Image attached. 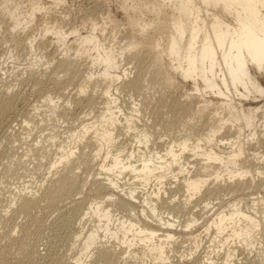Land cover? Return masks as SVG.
Masks as SVG:
<instances>
[{"label": "rangeland", "instance_id": "374dc122", "mask_svg": "<svg viewBox=\"0 0 264 264\" xmlns=\"http://www.w3.org/2000/svg\"><path fill=\"white\" fill-rule=\"evenodd\" d=\"M168 2L0 0V264L75 263L72 261L78 257L79 245L74 246V232L83 226L79 220L83 209L87 203L88 207L93 200L100 202L110 193L116 196L114 209L130 216V212L120 207L118 195L94 187L100 161V158L95 161L94 155L100 147L93 134L86 138L87 141H79L78 133L83 126H102L114 132L116 145L111 149L118 150L117 153L122 151L124 156L136 148V126L150 132L151 144L156 143L159 150L165 151L169 142L178 145L190 142L188 148L194 150L198 139L207 137L218 125L219 122L213 123L212 120L213 109L204 108V100L214 99L209 95L192 94L196 92L193 82H186L169 67L166 48L176 29V17L172 9L161 6L168 5ZM92 36L97 38L94 44L84 42V38ZM99 54L116 58L114 72L110 70L114 74L112 78L102 74L108 67L93 61ZM91 75L94 78H90ZM115 76L120 80L113 78ZM258 78L264 87V77ZM52 100L54 103L50 104ZM112 100L124 114L114 109L115 115L120 116L110 124L102 118L108 116L106 111L114 104ZM238 103L245 105V110L264 104ZM126 118L134 121L136 126H130ZM263 124L264 117H260L253 131L247 129L242 135L251 136L258 127L260 129L256 132L262 137ZM231 125L225 126L221 137L226 139L229 136L230 140L235 135L238 137L237 129ZM130 129L132 132H128ZM220 136L219 142L223 139ZM218 140L214 142L218 152L231 151L228 147L218 148L221 145ZM252 141L248 143L247 153L238 168L246 165L245 169H254V174L260 169L263 177L239 182L245 186L214 185L212 179L201 195L193 199L194 203L185 209L183 202L189 200L186 198V184L180 183L173 188L174 181H167L164 191L168 196L160 206V214L171 222L170 214H175L180 230L175 231L178 236L175 237V248L167 251L166 260L170 261L162 264H209V259L222 264L225 251L218 255L219 240L212 244L205 233L206 225L222 210L239 206L249 212L254 201H264V139L253 141L254 144ZM61 147L65 153L60 152ZM68 149L83 154L78 160L77 184L65 181L64 173L67 172L62 167L52 170L61 155L69 152ZM106 149L103 148L101 157ZM163 151L157 152L161 154ZM252 152L261 155L257 159ZM148 154L146 151L142 156L147 159ZM250 157L254 158L251 160ZM180 170L177 167V172ZM216 172L217 168L210 169L209 177ZM153 184L157 183L153 182L147 192L151 191ZM231 187L235 188L232 190ZM12 198L19 199L17 205H12ZM26 201L33 204L22 206ZM82 201L85 203L80 206ZM207 204L212 206L206 208ZM183 209L186 211L182 213ZM188 218L200 223L185 231ZM150 220L141 216L144 227L157 228L155 219L150 217ZM195 242H200V249H195ZM232 242H228L226 251ZM234 244L239 247L238 243ZM234 244L229 248H235ZM109 248L112 257L110 253L101 252L84 260V264H159L148 253L146 258L143 255L124 258L123 249L116 247L114 251L111 245ZM252 250L240 248L235 264H261L256 250ZM154 257L158 258L157 255Z\"/></svg>", "mask_w": 264, "mask_h": 264}, {"label": "bare ground", "instance_id": "6f19581e", "mask_svg": "<svg viewBox=\"0 0 264 264\" xmlns=\"http://www.w3.org/2000/svg\"><path fill=\"white\" fill-rule=\"evenodd\" d=\"M168 1V5L161 6L172 9L173 15L176 17V29L169 37L166 48V54L170 60L169 67L178 72L186 82H193L196 92H192V94L209 95L214 99L212 101L204 100L205 106H203L205 110L213 109V123H219L215 128H212L207 137L198 139L194 150L188 148L190 142L179 145L176 142H169L166 146L167 149L165 148L166 150L163 151V149L159 150L160 147L156 143L151 144L152 135L150 132L137 128L134 121L126 118L130 126H136L134 136L137 138L135 139L136 148L127 151L124 156L121 155L122 151L117 153L118 150L111 149L116 145L114 132L103 129L102 126L94 127L90 126L91 124L83 126L81 132L78 133L79 141L82 142L90 134H93L96 144L100 147L94 155L95 161L100 158L98 173L94 176V187L97 190L102 188L105 192H114L121 202L120 207L131 214L124 216L120 210L114 209L116 196L111 193L105 198H101L100 202L96 200L89 202L88 207L87 203L79 218L81 226H83L74 232V246L79 245V247L78 257L72 261L75 262L73 264H84V260L92 259L97 253L109 254L110 245L111 250L114 251L116 247L120 250L123 249L124 258H139L140 255L146 258V253H148L159 264L164 261L169 262L170 260H166L167 251H172L175 248V239L178 238L175 231L180 230L179 220L175 214H170L173 222L163 219L160 214V206L166 202L168 196V192H165L164 188L169 179L174 181H171L173 188H177L180 183L186 184L188 194L186 198H189L183 202V208L186 209L194 203L193 199L201 195L203 189L209 186L212 179L215 182H213L214 185L245 186L239 182L254 181L258 176L263 175L260 169L256 170L255 174L254 169L250 167V169H245V161L241 162L243 166L245 165L244 167L238 168V166H240L241 158L247 153L248 143L252 140L264 139V135L260 137L259 132H256L258 127L251 136L242 135L247 129L253 131L259 118L264 117V104L245 110V105L238 101L264 102V87L258 81V76L264 77V0ZM83 40L94 44L97 38L92 36ZM160 46L161 44H159ZM100 50H102V46H100ZM105 56L99 54L93 61L108 67L104 68L102 74L112 78L114 74H111L110 70L114 72L116 58L108 54ZM90 78H94V76L91 75ZM113 78L120 80L119 76ZM112 102L116 106L112 108L114 106L112 104L111 108L109 107L106 111L108 116L102 118V120L110 121V124L114 120L117 121L120 114H124V112H120L116 101L112 100ZM53 103L52 100L50 104ZM57 109L54 108V110ZM114 109H119L118 116L115 115ZM132 120H134V116H132ZM228 123L237 129L238 137L235 135L234 138L230 135L233 138L231 140L229 136L226 139L221 137L222 135L220 136ZM118 124H120V120H118ZM128 132H132V130L130 129ZM219 136L223 138L220 142ZM241 136L245 138L241 139ZM217 140L221 144L218 148L226 149L228 147L231 151L220 150L218 152L215 149ZM104 147H107V151L105 150L104 156L101 157ZM68 150V153L61 155L52 170L62 167L63 171L67 172L64 173L65 181L77 184L79 179L77 175L80 170L78 160L83 157V154H80L82 153L80 151ZM156 150L163 152L158 154ZM64 151L61 147L60 152ZM146 151L149 152L147 159L142 156ZM257 153L253 154L252 152L258 159L261 154ZM257 159L254 160L258 162ZM196 161L197 163H195ZM177 167L181 168L179 172H177ZM214 168H217V172L214 176L209 177V170ZM153 182L157 184H153L151 191L147 192ZM233 188L235 187L230 189L233 190ZM27 191L26 188L25 192ZM176 200H178V196H176ZM11 202L12 205H17L19 199L12 198ZM82 203L84 204L85 201L80 202V206ZM31 204H33L31 201H26L22 206L29 207ZM210 206L207 204L206 208H210ZM249 210L247 212L239 206H234L228 211L222 210L216 219L206 225L205 233L210 237L212 244L219 240L218 250H216L218 255L225 251L222 264H235L234 259L240 248L256 250L259 260L264 263V246L259 245V242L264 244V201L260 203L254 201ZM183 211L184 209L181 212L183 213ZM116 212H119V215H116ZM141 216L146 220H150V217L154 218L157 228L147 225L144 227ZM197 223L200 222L188 218L184 230H192ZM230 240L233 241L232 244L238 243L239 247L234 244L235 248H229L232 245L230 244V246L228 245L229 251H226ZM199 245L200 242H195V249H200ZM154 255H157L158 258H155ZM208 262L215 264L212 259H209Z\"/></svg>", "mask_w": 264, "mask_h": 264}]
</instances>
